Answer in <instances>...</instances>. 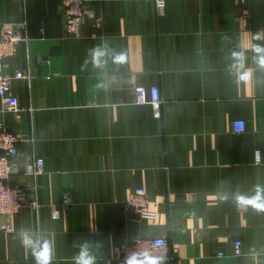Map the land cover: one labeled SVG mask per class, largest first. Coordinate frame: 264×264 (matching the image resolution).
I'll return each mask as SVG.
<instances>
[{
  "label": "crops",
  "instance_id": "obj_1",
  "mask_svg": "<svg viewBox=\"0 0 264 264\" xmlns=\"http://www.w3.org/2000/svg\"><path fill=\"white\" fill-rule=\"evenodd\" d=\"M88 6L100 23L69 35L61 0H0V22L25 20L29 38L0 70L31 74L10 84L21 111H2L0 99V122L22 138L10 184L30 187L33 153L44 160L38 214L0 217L12 228L0 230V264H36L22 228L54 241L52 264H76L84 246L106 264L125 239L158 235L179 249L163 264H264V213L236 208L264 185V68L251 50L264 0H166L160 13L151 0ZM138 85L158 87L161 119L133 102ZM135 187L157 200L154 219L125 208Z\"/></svg>",
  "mask_w": 264,
  "mask_h": 264
},
{
  "label": "built area",
  "instance_id": "obj_2",
  "mask_svg": "<svg viewBox=\"0 0 264 264\" xmlns=\"http://www.w3.org/2000/svg\"><path fill=\"white\" fill-rule=\"evenodd\" d=\"M26 1V0H18ZM155 9L160 13L166 0H151ZM64 7V30L69 35H78L81 25L90 19L95 23H100V18L89 8V0H61ZM26 21L19 22H0V67L6 66V59L15 52V46L18 42H27L29 40L26 34ZM13 79H23L30 81L31 74L29 70H17L11 74L3 73L0 70V99L2 111L17 113L22 110L18 104V99L10 93V84ZM135 104H147L151 107L152 115L155 119H161L162 99L159 95V89L156 86L145 87L138 85L133 88ZM31 111V108H28ZM246 122L242 119H236L232 122L234 132L240 133L246 130ZM33 141V138L30 139ZM22 141L19 133L9 129L4 122H0V217L18 213L23 207H30L36 214L41 206L39 202V184L38 178L44 172V160L34 155L33 162L25 172V176L31 178L30 187L22 184H10L11 177L14 174L13 158L18 154V146ZM240 197V196H238ZM248 197V196H245ZM68 199H62V207L68 206ZM124 206L128 210L138 209V215L142 219H154L157 200L151 199L142 187H135L126 196ZM236 208L239 212L247 213L250 207H245L237 203ZM51 215L57 218L59 209L52 206ZM0 230L10 232L12 228L7 224L0 223ZM243 242L240 239L234 241L233 255L239 257L243 254ZM147 250L153 255L163 258V263L173 261L178 253L177 247L170 248L169 240L165 235L158 236H133L121 242L117 254L108 257L106 264H124L125 257L134 251ZM223 256V252L219 253Z\"/></svg>",
  "mask_w": 264,
  "mask_h": 264
},
{
  "label": "clouds",
  "instance_id": "obj_3",
  "mask_svg": "<svg viewBox=\"0 0 264 264\" xmlns=\"http://www.w3.org/2000/svg\"><path fill=\"white\" fill-rule=\"evenodd\" d=\"M251 39L257 41L251 47L254 59L259 67L264 68V35L257 32ZM96 47L90 50L93 52L94 57L96 56ZM232 55L234 59L239 61L243 53L234 52ZM240 78L243 83L248 84L251 82L252 74L244 69L240 72ZM255 188L256 194L254 196L237 197V203L245 207H251L256 212L264 213V185H256ZM17 235L25 249L31 251L36 264H52L55 258L54 241L43 235L40 229L22 228ZM75 261L76 264H95V257L89 252L87 246H84L78 256L75 257ZM124 264H163V258L153 255L147 250L134 251L125 257Z\"/></svg>",
  "mask_w": 264,
  "mask_h": 264
}]
</instances>
